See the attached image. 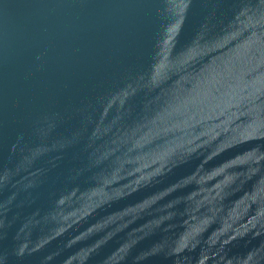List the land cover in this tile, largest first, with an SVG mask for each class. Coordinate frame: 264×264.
<instances>
[{
    "label": "water",
    "instance_id": "obj_1",
    "mask_svg": "<svg viewBox=\"0 0 264 264\" xmlns=\"http://www.w3.org/2000/svg\"><path fill=\"white\" fill-rule=\"evenodd\" d=\"M0 264H264V0H0Z\"/></svg>",
    "mask_w": 264,
    "mask_h": 264
}]
</instances>
